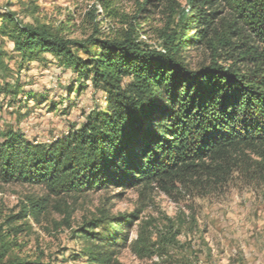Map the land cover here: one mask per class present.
I'll list each match as a JSON object with an SVG mask.
<instances>
[{"label": "trees", "instance_id": "1", "mask_svg": "<svg viewBox=\"0 0 264 264\" xmlns=\"http://www.w3.org/2000/svg\"><path fill=\"white\" fill-rule=\"evenodd\" d=\"M156 2L137 1L133 15H121L111 0H96L104 21L122 27L108 35L93 20L84 40L70 38L71 25L41 21L32 3L20 13L0 8V74L8 71L9 41L21 65L51 56L105 95L104 107L81 128L49 144L30 142L14 128L0 130V183L41 186L57 198L151 185L168 191L221 178L246 153L264 173V0H186V8L176 0ZM154 10L165 18L156 30L159 48L142 40ZM200 51L211 60L194 65L190 55ZM2 91L18 90L6 84ZM48 198L29 201L7 226L40 218ZM130 218L80 229L87 244L82 264H118ZM8 241L0 234V264H41L4 263Z\"/></svg>", "mask_w": 264, "mask_h": 264}, {"label": "rangeland", "instance_id": "2", "mask_svg": "<svg viewBox=\"0 0 264 264\" xmlns=\"http://www.w3.org/2000/svg\"><path fill=\"white\" fill-rule=\"evenodd\" d=\"M111 1L121 15H133L141 0ZM176 1L186 8V0ZM30 3L39 7L41 21L71 25L72 39H86L93 20L108 35L122 27L118 21H104L96 0H0V8L20 13ZM154 12L142 40L159 48L156 30L165 18ZM4 50L8 71L0 74V86L18 91L0 93V130L14 128L30 142L49 144L81 128L87 115L104 107L102 92L78 81L51 56H45V63L21 65L12 43L5 41ZM190 57L194 65L211 60L204 51ZM228 168L221 178L193 179L168 191L151 185L57 198L41 186L0 183V234L9 240L4 263L82 264L87 244L80 229L104 218L131 216L118 264H264L261 164L246 153ZM47 197L50 207L40 218L17 221L14 229L7 226L6 220L19 215L29 201ZM145 243L148 248L140 255Z\"/></svg>", "mask_w": 264, "mask_h": 264}]
</instances>
